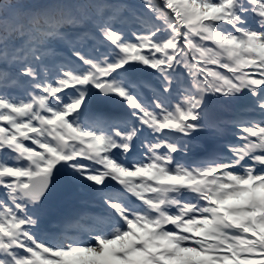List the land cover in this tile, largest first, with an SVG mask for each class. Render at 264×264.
Segmentation results:
<instances>
[{
  "label": "snow or ice",
  "instance_id": "obj_1",
  "mask_svg": "<svg viewBox=\"0 0 264 264\" xmlns=\"http://www.w3.org/2000/svg\"><path fill=\"white\" fill-rule=\"evenodd\" d=\"M0 264H264V0H0Z\"/></svg>",
  "mask_w": 264,
  "mask_h": 264
}]
</instances>
